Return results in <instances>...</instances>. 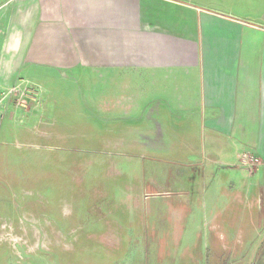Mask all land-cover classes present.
Masks as SVG:
<instances>
[{
  "label": "crops",
  "instance_id": "1",
  "mask_svg": "<svg viewBox=\"0 0 264 264\" xmlns=\"http://www.w3.org/2000/svg\"><path fill=\"white\" fill-rule=\"evenodd\" d=\"M30 76L98 92L94 114L117 124L110 153L200 170L202 199L174 191L160 207L140 185L127 212L109 210L120 227L163 208L167 237L148 240L160 251L196 243L180 264L230 250L234 235L264 236V0H0V88ZM50 90H34L39 115ZM1 111L0 122L22 108L10 99ZM243 153L259 163L243 167Z\"/></svg>",
  "mask_w": 264,
  "mask_h": 264
},
{
  "label": "rangeland",
  "instance_id": "2",
  "mask_svg": "<svg viewBox=\"0 0 264 264\" xmlns=\"http://www.w3.org/2000/svg\"><path fill=\"white\" fill-rule=\"evenodd\" d=\"M40 77L30 76L27 84L39 92L40 83L52 89L48 113L39 115V99L28 95L25 107H18L22 113L0 122V264H180L196 243L160 251L148 240L167 237L163 208L151 221L128 216L124 227L109 210L126 211L140 185L160 199H152L156 206L174 191L201 198L200 170L110 153L103 144L112 123L94 114L99 93L50 87L54 82ZM63 77L72 83V76ZM80 85L87 86L86 77ZM257 240L245 245L242 235H234L230 250L203 251L191 264H264V236ZM142 243L146 250L139 249Z\"/></svg>",
  "mask_w": 264,
  "mask_h": 264
},
{
  "label": "built area",
  "instance_id": "3",
  "mask_svg": "<svg viewBox=\"0 0 264 264\" xmlns=\"http://www.w3.org/2000/svg\"><path fill=\"white\" fill-rule=\"evenodd\" d=\"M29 94L34 95L35 91L32 87H30L28 84L26 85L23 82L8 89L0 88V118L3 115L1 110L5 107L7 101L13 99L16 107L23 108L25 107V105L22 101ZM239 160L241 165L247 169H250L251 167L256 166L259 163L258 159L249 153L241 154L239 156Z\"/></svg>",
  "mask_w": 264,
  "mask_h": 264
}]
</instances>
